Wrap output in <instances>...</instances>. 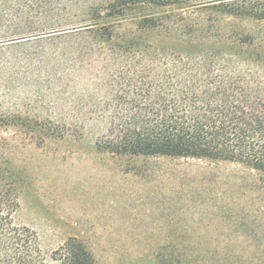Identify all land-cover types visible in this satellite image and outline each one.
Listing matches in <instances>:
<instances>
[{
    "label": "trees",
    "instance_id": "16d2710c",
    "mask_svg": "<svg viewBox=\"0 0 264 264\" xmlns=\"http://www.w3.org/2000/svg\"><path fill=\"white\" fill-rule=\"evenodd\" d=\"M262 1L0 0V46L68 40L58 73L90 76L79 104L108 119L99 151L228 161L264 179V44L232 27L264 20ZM254 200L261 210L234 214L237 234L172 237L156 264H264V198ZM17 208L15 191L0 190V264H97L76 236L44 250Z\"/></svg>",
    "mask_w": 264,
    "mask_h": 264
},
{
    "label": "rangeland",
    "instance_id": "374dc122",
    "mask_svg": "<svg viewBox=\"0 0 264 264\" xmlns=\"http://www.w3.org/2000/svg\"><path fill=\"white\" fill-rule=\"evenodd\" d=\"M232 27L264 44V20L235 18ZM67 44L44 35L0 46V190L15 191L14 220L44 250L76 236L97 264H156L172 237L235 235V213L261 210L252 198H264V179L240 164L99 151L108 119L79 104L90 76L60 77Z\"/></svg>",
    "mask_w": 264,
    "mask_h": 264
}]
</instances>
